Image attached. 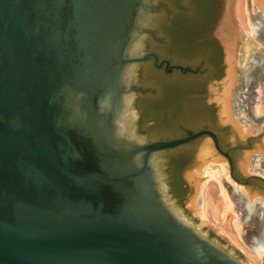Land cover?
<instances>
[{"label": "water", "instance_id": "water-1", "mask_svg": "<svg viewBox=\"0 0 264 264\" xmlns=\"http://www.w3.org/2000/svg\"><path fill=\"white\" fill-rule=\"evenodd\" d=\"M157 1L0 0V264H249L203 212L208 178L219 181L223 217L235 213L237 236L264 264V187L249 186L264 181V74L233 92L226 48L203 93L243 146L235 164L245 181L212 131L145 142L129 86L139 83L135 63L152 56L137 54ZM245 13L252 35L264 0H245ZM203 134L213 143L195 144L177 201L160 151ZM214 163L226 172L206 173Z\"/></svg>", "mask_w": 264, "mask_h": 264}, {"label": "flooded vegetation", "instance_id": "flooded-vegetation-1", "mask_svg": "<svg viewBox=\"0 0 264 264\" xmlns=\"http://www.w3.org/2000/svg\"><path fill=\"white\" fill-rule=\"evenodd\" d=\"M222 16L224 19L221 20ZM148 18L150 22L142 34L143 51L137 55L152 56L135 63L139 83L129 86L138 111V135L150 142L212 131L221 153H228L233 161V176L245 181L246 177H240L235 164V155L243 146L229 140L228 126L218 123L213 107L205 102L203 93L209 80L220 77L226 48L233 54L231 61L236 73L233 92L250 91L261 80L264 52L260 49H264V30L260 31V27L264 29V18L254 19V29L259 27V31L248 34L235 25L231 0H158L151 6ZM225 18L232 24L233 31L225 25ZM237 18L240 20L238 15ZM250 37L257 43V48L251 47ZM144 79L149 82L146 87ZM144 127L150 130L149 133L144 132ZM174 130L181 133L173 136ZM204 138L212 145L211 136L203 134L160 151L168 160L170 187L177 201H181L187 189L182 172L193 157L195 144ZM221 153L211 152V157L224 158L229 169V163ZM249 186L252 189L257 186L260 191L264 181L252 178Z\"/></svg>", "mask_w": 264, "mask_h": 264}, {"label": "rangeland", "instance_id": "rangeland-1", "mask_svg": "<svg viewBox=\"0 0 264 264\" xmlns=\"http://www.w3.org/2000/svg\"><path fill=\"white\" fill-rule=\"evenodd\" d=\"M237 10V12H236ZM233 15L236 22L251 35V29L248 24V17L245 13V0H238L236 5V0L233 3ZM240 18V20L237 18ZM206 173H213L218 175H223L226 169H222L218 163H214L205 168ZM225 179H229L230 183L234 187L241 188L230 178L229 175L224 176ZM219 181L216 179H206L203 190H202V209L205 216L211 222V224L218 228L225 238L234 245L247 259L249 264H262L259 257L250 249H248L239 239L235 232L233 222L236 218L235 213L227 211L224 215L225 200L219 188Z\"/></svg>", "mask_w": 264, "mask_h": 264}, {"label": "bare ground", "instance_id": "bare-ground-1", "mask_svg": "<svg viewBox=\"0 0 264 264\" xmlns=\"http://www.w3.org/2000/svg\"><path fill=\"white\" fill-rule=\"evenodd\" d=\"M209 165H211V164H208V166ZM218 165H220L221 167H222V164L221 163H218ZM224 170V169H223ZM226 180H228L229 182H230V180L227 178ZM219 183V182H218ZM219 188H220V184H219ZM220 191H221V193H222V190H221V188H220Z\"/></svg>", "mask_w": 264, "mask_h": 264}]
</instances>
